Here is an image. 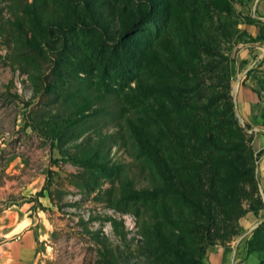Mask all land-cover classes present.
I'll return each mask as SVG.
<instances>
[{"label": "rangeland", "instance_id": "rangeland-1", "mask_svg": "<svg viewBox=\"0 0 264 264\" xmlns=\"http://www.w3.org/2000/svg\"><path fill=\"white\" fill-rule=\"evenodd\" d=\"M109 1L123 23L127 18L137 24L115 43H107L92 27L67 33L69 44L82 47L91 61L85 66L89 72L76 73L71 81L52 75L65 51L60 48V32H48L36 24L33 9L40 0H0V245L3 249L4 243L27 233L35 242V264H103L101 253L108 244L126 264H146L140 245L144 242L154 250L145 234L146 215H137L124 195L129 181L144 186L152 167L133 137L125 140L126 147L114 145L112 140L103 142L122 172L107 176L83 161L84 146L95 145L99 130L107 135L117 127V109L95 102L69 116L71 101L81 99L84 91L114 95L123 85L125 90L134 87L139 58L144 65L148 54L153 55L157 26L151 20L138 21L137 14L146 9V0ZM44 2L46 23L70 17L77 7L68 0ZM160 2L168 5L161 37L180 36L187 26L220 25L231 32L220 48L230 60L236 121L258 153L255 176L264 200V56L253 47L264 32V0ZM201 76L212 82L210 73ZM247 78L252 80L245 82ZM242 88L248 89L251 104L260 103L262 108L249 120L237 106ZM68 124L73 130L67 131ZM111 218L118 221V232ZM263 222L264 210L256 215L249 212L240 220L239 235L229 243L238 246L234 264H264V231L254 235ZM163 257L168 258L167 254ZM3 259L0 250V264Z\"/></svg>", "mask_w": 264, "mask_h": 264}, {"label": "trees", "instance_id": "trees-1", "mask_svg": "<svg viewBox=\"0 0 264 264\" xmlns=\"http://www.w3.org/2000/svg\"><path fill=\"white\" fill-rule=\"evenodd\" d=\"M44 1L40 0L33 13L35 10L39 27L61 33L59 43L65 55L52 70L58 80L72 81L74 74L88 73L85 66L91 63L82 47L69 44L67 33L92 27L107 43H115L137 24L127 18L123 23L109 0H68L77 6L73 15L46 23ZM145 6L137 13L138 21H153L157 26L156 43L144 65L139 58L135 66V86L125 90L123 85L114 95L84 91L81 99L71 101L73 111L69 116L95 102L117 109V127L107 135L99 130L95 145L83 148V161L102 174L111 176L123 169L111 158L105 140L126 147L125 140L132 136L151 164L146 184L136 187L129 181L124 191L136 214L146 215L145 234L154 249L144 242L140 245L139 253L146 264H204L209 246L229 244L239 235L240 220L247 213L256 215L264 210L255 176L258 153L236 121L230 93V60L220 48L231 32L220 25L187 26L182 35L167 39L159 35V30L160 26L164 28L168 5L146 0ZM263 36L261 32L256 41ZM201 73H210L212 82L204 80ZM262 122L264 125V113ZM67 128L73 130L69 124ZM56 138L62 142L61 137ZM59 150L63 152L62 147ZM110 220L118 232V221ZM262 231L264 222L254 235ZM120 238L125 235L120 233ZM164 254L168 258H162ZM101 255L103 264H126L109 244Z\"/></svg>", "mask_w": 264, "mask_h": 264}, {"label": "crops", "instance_id": "crops-1", "mask_svg": "<svg viewBox=\"0 0 264 264\" xmlns=\"http://www.w3.org/2000/svg\"><path fill=\"white\" fill-rule=\"evenodd\" d=\"M253 47L257 49L255 52L264 56V36L262 39L256 41ZM251 80V78H247L245 82H250ZM250 96L246 88L240 89L237 96L238 109L243 113V116L246 117V120L253 118V115L259 114L262 110L260 103L251 104L248 100L251 99ZM26 234L27 233L23 232L14 237L12 241L4 243V250L2 249V245H0V250L4 256L2 264H35V242ZM237 250L238 246L234 244H229L227 246H209L206 250L203 262L204 264H234Z\"/></svg>", "mask_w": 264, "mask_h": 264}]
</instances>
